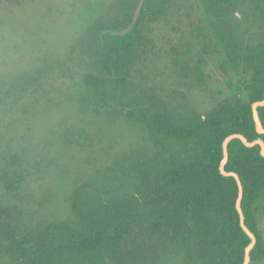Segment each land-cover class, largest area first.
Instances as JSON below:
<instances>
[{"label":"trees","instance_id":"16d2710c","mask_svg":"<svg viewBox=\"0 0 264 264\" xmlns=\"http://www.w3.org/2000/svg\"><path fill=\"white\" fill-rule=\"evenodd\" d=\"M173 1L115 0L91 20L77 44L84 69L80 106L139 126L145 145L82 179L68 199L71 217L63 221L26 228L18 221L19 208L0 196V264H160L161 254L150 250L148 238L157 239L182 264L244 263L251 239L240 226L239 189L234 178L222 176L220 165L230 135L264 140L252 114V105L264 100V41L249 47L243 59L251 72L246 100L221 101L205 116L173 106L156 92L142 91L134 79L153 42L146 28L165 19ZM141 2L139 18L126 32ZM204 44L207 53H218ZM239 52L229 40L226 54L236 66ZM259 116L264 126V107ZM10 159L21 166L17 155ZM226 170L238 174L244 187L245 223L257 238L250 264H263L257 211L264 196L260 147L232 141ZM0 183L1 190L14 195L25 178L1 176Z\"/></svg>","mask_w":264,"mask_h":264},{"label":"rangeland","instance_id":"374dc122","mask_svg":"<svg viewBox=\"0 0 264 264\" xmlns=\"http://www.w3.org/2000/svg\"><path fill=\"white\" fill-rule=\"evenodd\" d=\"M114 2L0 0V178H25L19 194L0 189V196L19 208L26 228L70 218L68 199L82 179L145 145L139 126L95 115L78 99L84 69L77 44ZM146 34L153 42L138 63L136 84L205 116L221 101L247 99L251 72L243 59L264 41V0H174ZM229 40L240 50L237 66L226 54ZM206 41L217 54L204 50ZM257 211L264 241V196ZM146 242L160 252V264H182L157 239Z\"/></svg>","mask_w":264,"mask_h":264},{"label":"water","instance_id":"95a60500","mask_svg":"<svg viewBox=\"0 0 264 264\" xmlns=\"http://www.w3.org/2000/svg\"><path fill=\"white\" fill-rule=\"evenodd\" d=\"M142 6H143V2H141L140 5L138 6L136 13H135V16H134V19H133V23L126 32L130 31L133 28L134 24L137 22V19L139 18ZM263 107H264V100L259 101V102H255L252 105V114H253V119H254L253 121L255 122L256 130H257L258 134H260V135H264L263 122L261 121V118L259 116V108H263ZM234 140H240L243 143V145L247 148H254L256 146H259L260 147V154L262 157H264V140L257 139L253 142H250L243 135H240V134L230 135L223 142L224 158H222L223 161L220 165V172H221L222 176L234 178L235 181L237 182V185H238L239 196H238L236 207H237V211H238L239 216H240V226L243 229V231L248 235V238L251 239V243L245 249V257H244V263L243 264H250L251 263V253H252L253 249L255 248V246L257 245V238H256V235L248 228V226L245 223V214L242 210V201H243V197H244V187H243L242 181L240 179V176L238 174H236L234 172H227V170H226V166L229 162V145Z\"/></svg>","mask_w":264,"mask_h":264}]
</instances>
